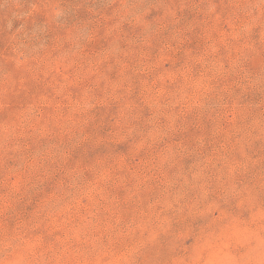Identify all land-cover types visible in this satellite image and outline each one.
I'll list each match as a JSON object with an SVG mask.
<instances>
[{
    "label": "rangeland",
    "instance_id": "1",
    "mask_svg": "<svg viewBox=\"0 0 264 264\" xmlns=\"http://www.w3.org/2000/svg\"><path fill=\"white\" fill-rule=\"evenodd\" d=\"M0 264H264V0H0Z\"/></svg>",
    "mask_w": 264,
    "mask_h": 264
}]
</instances>
